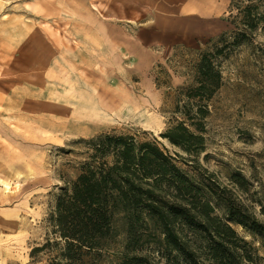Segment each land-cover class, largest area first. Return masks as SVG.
<instances>
[{
  "label": "rangeland",
  "instance_id": "obj_1",
  "mask_svg": "<svg viewBox=\"0 0 264 264\" xmlns=\"http://www.w3.org/2000/svg\"><path fill=\"white\" fill-rule=\"evenodd\" d=\"M247 4L255 26L218 56L221 84L206 101L203 144L186 151L161 133L184 119L199 55L222 32L242 30ZM148 5L0 0V264H48L47 251H30L54 237L48 216L57 195L91 156L98 159L87 140L104 133L155 138L192 181L207 176L235 209L264 224V0H228L221 31L180 41L146 24ZM214 213L222 216L221 207ZM113 225L93 264L132 256L145 257L140 264H187L160 246L151 225L137 224L128 248L120 214ZM231 225L248 242L241 253L264 264V229L261 238ZM188 235L184 229L181 237ZM194 247L197 264H210L203 245Z\"/></svg>",
  "mask_w": 264,
  "mask_h": 264
},
{
  "label": "trees",
  "instance_id": "obj_2",
  "mask_svg": "<svg viewBox=\"0 0 264 264\" xmlns=\"http://www.w3.org/2000/svg\"><path fill=\"white\" fill-rule=\"evenodd\" d=\"M253 8V4L244 7L242 30L232 32L231 37L230 32H222L213 41L214 48L199 55L194 67L195 84L181 88L186 97L182 105L184 119L161 133L171 143L186 151L192 145L198 149L202 146L206 101L221 84L217 58L226 52V46L241 43L254 28ZM87 141L98 159L91 156L70 185L61 188L48 216L54 237L33 247L32 257L45 250L48 264H93L113 234L114 216L120 214L126 248L136 240L137 224L151 225L160 232V246L175 252L174 256L187 264H197L194 244L203 245L210 264H253V257L239 249L248 242L231 224L249 228L252 235L261 238L264 224L235 209L213 180L197 176L192 181L155 138L104 133ZM163 192L179 198V202H169L159 194ZM215 205L221 207L222 216L214 213ZM184 229L189 231V240L181 237ZM141 259L146 261L145 257L132 256L119 264H140Z\"/></svg>",
  "mask_w": 264,
  "mask_h": 264
},
{
  "label": "crops",
  "instance_id": "obj_3",
  "mask_svg": "<svg viewBox=\"0 0 264 264\" xmlns=\"http://www.w3.org/2000/svg\"><path fill=\"white\" fill-rule=\"evenodd\" d=\"M152 7L146 24L154 25L157 34L167 33L180 41L186 37L207 36L224 28L221 19L228 0H132ZM148 5V6H149ZM159 38V36H158Z\"/></svg>",
  "mask_w": 264,
  "mask_h": 264
},
{
  "label": "bare ground",
  "instance_id": "obj_4",
  "mask_svg": "<svg viewBox=\"0 0 264 264\" xmlns=\"http://www.w3.org/2000/svg\"><path fill=\"white\" fill-rule=\"evenodd\" d=\"M4 26V25H3ZM6 42V41H5ZM9 44V43H8ZM31 45V44H30ZM24 46V45H23ZM32 47V46H31ZM2 48V47H1ZM26 48V47H25ZM3 49V48H2ZM4 50V49H3ZM16 55V54H15ZM25 56V55H24ZM26 57V56H25Z\"/></svg>",
  "mask_w": 264,
  "mask_h": 264
}]
</instances>
